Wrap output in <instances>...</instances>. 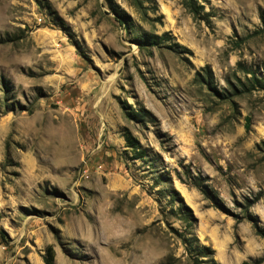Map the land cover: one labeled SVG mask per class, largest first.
<instances>
[{"label": "rangeland", "instance_id": "rangeland-1", "mask_svg": "<svg viewBox=\"0 0 264 264\" xmlns=\"http://www.w3.org/2000/svg\"><path fill=\"white\" fill-rule=\"evenodd\" d=\"M194 2L0 0V264H264V0Z\"/></svg>", "mask_w": 264, "mask_h": 264}, {"label": "trees", "instance_id": "trees-1", "mask_svg": "<svg viewBox=\"0 0 264 264\" xmlns=\"http://www.w3.org/2000/svg\"><path fill=\"white\" fill-rule=\"evenodd\" d=\"M202 2V3H207V0H196L197 2ZM183 6L188 10V12L197 20L203 21L204 23H208L209 19H210V15L209 13H203V6H197L195 4V2L193 3V0H184ZM202 14V15H201ZM164 38L169 39L167 34H164L163 37L159 38L157 36H144V38L142 40H140V45L141 46H156L157 44V40H163ZM205 74L208 78L211 77V72H209L208 70H204ZM244 71L247 75H250V82L252 84V88H259L261 90H264V76L260 77V78H256L254 71L251 68H244ZM124 140L126 143V147L128 149H130L132 152H136L137 150H139V145L137 140H135L129 132H125L124 134ZM137 153V152H136ZM140 158H143V154L142 152L140 153ZM203 180L201 179V177H194L192 179V184L195 188L198 189V191L204 195V196H208L207 195V191L204 188V184H203ZM208 198V197H207ZM191 214L190 210L184 207V215L187 217H189ZM188 219V218H187ZM255 229H256V234L257 236L261 237L264 239V232L260 231L257 227V225L255 224ZM186 243V247L189 250V252L191 254H197L198 257H208V256H212L213 252L206 248V247H192V245L190 244V241H184ZM53 250L52 248H48L46 250L45 256L43 258L44 260V264H53ZM261 261H264V258L261 259ZM193 264H200L197 260V258L193 259Z\"/></svg>", "mask_w": 264, "mask_h": 264}]
</instances>
